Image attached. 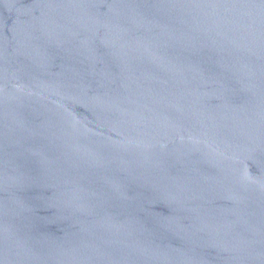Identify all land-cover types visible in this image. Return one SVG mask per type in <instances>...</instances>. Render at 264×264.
Segmentation results:
<instances>
[{
  "label": "water",
  "instance_id": "1",
  "mask_svg": "<svg viewBox=\"0 0 264 264\" xmlns=\"http://www.w3.org/2000/svg\"><path fill=\"white\" fill-rule=\"evenodd\" d=\"M0 264H264V0H0Z\"/></svg>",
  "mask_w": 264,
  "mask_h": 264
}]
</instances>
